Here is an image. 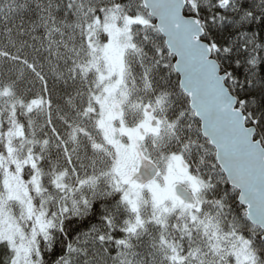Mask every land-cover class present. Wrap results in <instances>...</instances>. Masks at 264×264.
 <instances>
[{
	"label": "snow or ice",
	"instance_id": "6c2138e0",
	"mask_svg": "<svg viewBox=\"0 0 264 264\" xmlns=\"http://www.w3.org/2000/svg\"><path fill=\"white\" fill-rule=\"evenodd\" d=\"M0 264H264V0H0Z\"/></svg>",
	"mask_w": 264,
	"mask_h": 264
}]
</instances>
